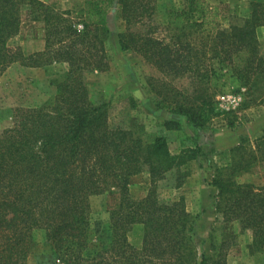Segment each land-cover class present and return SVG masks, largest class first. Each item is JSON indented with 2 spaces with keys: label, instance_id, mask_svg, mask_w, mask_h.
Returning <instances> with one entry per match:
<instances>
[{
  "label": "trees",
  "instance_id": "1",
  "mask_svg": "<svg viewBox=\"0 0 264 264\" xmlns=\"http://www.w3.org/2000/svg\"><path fill=\"white\" fill-rule=\"evenodd\" d=\"M116 1L125 24L118 34L120 47L141 55L162 74H193L203 80L217 60L234 65L246 83L264 75L258 37L264 0H252L250 14L227 27L215 26L217 8L206 0H188L186 8L169 11L166 33L155 17L157 0ZM108 12L104 0H86L81 20L72 10L44 0H0V77L16 62L68 65L49 103L16 107L13 124L0 130V264H27L39 228L63 264L80 263L88 246L91 197L107 192L115 198L112 240L101 253V264H109L108 256L116 264H228L226 241H218L215 232L213 252L200 253L198 216L187 209L184 196L162 201L157 191V182L197 158L200 146L173 154L165 135L113 124L110 104L95 103L90 96L85 72L110 68ZM27 20L42 23V50L27 53L20 43H10ZM197 28L203 35L199 46L193 36ZM185 100L175 106L166 99L159 104L202 127L213 113V95L203 90ZM165 125L175 128L179 122ZM255 147L264 148V135ZM241 148H233V156ZM245 165L239 158L217 168L215 205L225 222L238 220L243 230L251 229L253 246L263 248L264 186L236 180ZM144 169L152 187L145 197L133 198L130 178ZM136 223L144 225L141 247L129 240Z\"/></svg>",
  "mask_w": 264,
  "mask_h": 264
},
{
  "label": "rangeland",
  "instance_id": "2",
  "mask_svg": "<svg viewBox=\"0 0 264 264\" xmlns=\"http://www.w3.org/2000/svg\"><path fill=\"white\" fill-rule=\"evenodd\" d=\"M44 1L61 10H72V15L81 20L86 0ZM104 1L109 3L106 45L110 68L85 72L92 100L110 104V121L113 124L165 135L173 154H179L186 147L200 146L197 158L168 171L157 182L160 199L169 201L184 196L187 209L198 216L196 229L200 253L213 252L211 238L215 232L218 241H226L228 264H264V247L253 246L252 230H243L238 220L225 222L217 211L218 187L213 184L218 167L225 168L240 158L246 163V168L237 172L236 180L264 186V148L258 150L255 147L256 140L264 135V75L246 83L238 77L234 65L218 63L217 60H213L211 76L203 80H198L193 74H162L141 55L120 47L118 34L125 24L119 4L116 0ZM206 1L217 8L215 26L227 27L232 22H240L251 12L252 0ZM187 4L188 0H157L155 17L163 33H166L163 27L169 21V11L186 8ZM196 30L193 36L199 46L203 35L200 29ZM258 37L260 52L264 55V25L258 28ZM43 42L42 23L29 20L23 23L19 35L10 41L12 44L20 43L27 53L38 51ZM67 68L64 62L38 67L16 62L9 66L0 77V130L13 124L16 107L49 103L56 91L55 82L63 78ZM203 90L213 95L214 110L207 115L202 127L193 125L186 115L159 104L166 99L175 106ZM169 120H175L179 125L167 128L165 122ZM239 145L242 148L233 156L232 149ZM129 186L133 198L145 197L152 187L149 171L144 169L131 176ZM114 203L112 192L91 197L88 246L78 264H101L102 251L111 245V208ZM128 235L135 246L141 247L144 225L134 224ZM106 261L116 264L112 256H108ZM27 264H63L46 240L43 229L34 232V246Z\"/></svg>",
  "mask_w": 264,
  "mask_h": 264
},
{
  "label": "crops",
  "instance_id": "3",
  "mask_svg": "<svg viewBox=\"0 0 264 264\" xmlns=\"http://www.w3.org/2000/svg\"><path fill=\"white\" fill-rule=\"evenodd\" d=\"M45 42H43V46L38 47L37 49L40 50L42 47L44 48Z\"/></svg>",
  "mask_w": 264,
  "mask_h": 264
}]
</instances>
